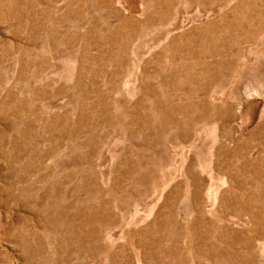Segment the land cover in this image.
<instances>
[{
  "label": "rangeland",
  "instance_id": "1",
  "mask_svg": "<svg viewBox=\"0 0 264 264\" xmlns=\"http://www.w3.org/2000/svg\"><path fill=\"white\" fill-rule=\"evenodd\" d=\"M0 264H264V0H0Z\"/></svg>",
  "mask_w": 264,
  "mask_h": 264
}]
</instances>
